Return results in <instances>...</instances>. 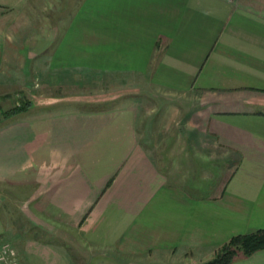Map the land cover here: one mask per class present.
<instances>
[{"label":"crops","instance_id":"1","mask_svg":"<svg viewBox=\"0 0 264 264\" xmlns=\"http://www.w3.org/2000/svg\"><path fill=\"white\" fill-rule=\"evenodd\" d=\"M73 72L137 91L74 103ZM4 94L35 96L0 120L19 264H203L264 228V0H0Z\"/></svg>","mask_w":264,"mask_h":264},{"label":"rangeland","instance_id":"2","mask_svg":"<svg viewBox=\"0 0 264 264\" xmlns=\"http://www.w3.org/2000/svg\"><path fill=\"white\" fill-rule=\"evenodd\" d=\"M71 32L73 33L74 36H79V33H80V31H69L68 33L69 37L71 35ZM49 33L50 32L46 30L41 31V35L43 38H47ZM58 36H60V33H58ZM63 36H64V33H62L60 37H63ZM62 49L65 50L64 47ZM73 75H74L73 76L74 79L68 83L69 85L76 84L75 87L70 86L67 88H62L61 90H53V93L55 95H61L58 97H66L68 100H71L74 103L82 104V102L84 103V102L89 101V102H96L97 105H101V106L116 104L118 102H126L128 100L127 98H129L128 94L137 91L136 88L133 86L134 84L133 81H127L126 84L124 83L122 85L117 84L116 87H112V85L109 84L111 86L107 88L108 83L107 82L102 83V81L97 80L96 73L94 74L92 79L87 80V78H85L84 81H82V78H80L82 77V75L81 76L76 75L74 72H73ZM80 82H82V84H89V87H87L88 85H85V86L80 85ZM101 84L106 85V87L101 86ZM34 98H35L34 95H30L27 97L26 95H23V94H20V95L19 94H16V95L15 94H4V96L1 97L2 101H0V120L7 117L5 116L4 111L17 106L18 103L21 102L22 100L26 101V105H27ZM148 103H151L150 99H148ZM22 110H25V109L23 108ZM8 116H12V115H8ZM190 179L192 180V178ZM203 179L205 178L203 177ZM193 181H195L194 184L195 183H207V181H204V180L200 182H196V179H193ZM174 183L177 184L178 181ZM189 183H192V182H189Z\"/></svg>","mask_w":264,"mask_h":264},{"label":"trees","instance_id":"3","mask_svg":"<svg viewBox=\"0 0 264 264\" xmlns=\"http://www.w3.org/2000/svg\"><path fill=\"white\" fill-rule=\"evenodd\" d=\"M2 97V96H1ZM0 97V98H1ZM26 101L22 100L17 106L4 111L5 116L13 115L26 108ZM264 248V228L237 233L225 241L215 252V254L203 264H225L229 263L239 253L249 254L256 249Z\"/></svg>","mask_w":264,"mask_h":264},{"label":"built area","instance_id":"4","mask_svg":"<svg viewBox=\"0 0 264 264\" xmlns=\"http://www.w3.org/2000/svg\"><path fill=\"white\" fill-rule=\"evenodd\" d=\"M0 264H19V254L6 240H0Z\"/></svg>","mask_w":264,"mask_h":264}]
</instances>
